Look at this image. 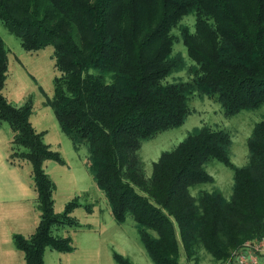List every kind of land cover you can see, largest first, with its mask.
Listing matches in <instances>:
<instances>
[{"label":"trees","instance_id":"obj_1","mask_svg":"<svg viewBox=\"0 0 264 264\" xmlns=\"http://www.w3.org/2000/svg\"><path fill=\"white\" fill-rule=\"evenodd\" d=\"M0 24L25 51L52 47L60 76L47 103L73 148L85 146L87 171L114 221L133 220L152 264L226 262L244 241L264 238V117L241 167L230 161L229 132L212 126L162 152L150 177L139 155L144 142L185 122L195 97L215 99L226 116L264 106V0H0ZM7 75L0 37V126L12 133L6 160L31 165L40 213L35 232L12 241L26 264H43L45 249L73 253L71 239L53 232L78 226L71 212L79 204L54 213L43 164L62 159L32 127L31 105L4 97ZM213 160L232 170L229 199L215 188L192 193L213 183L206 171Z\"/></svg>","mask_w":264,"mask_h":264},{"label":"rangeland","instance_id":"obj_2","mask_svg":"<svg viewBox=\"0 0 264 264\" xmlns=\"http://www.w3.org/2000/svg\"><path fill=\"white\" fill-rule=\"evenodd\" d=\"M192 18L185 20L192 24ZM0 37L7 49L8 75L2 93L15 107L31 105L30 123L34 130L43 134V142L51 151L57 152L62 162L45 161L43 169L54 184L52 193L53 211L62 214L68 203L76 200L78 206L71 212L77 227L59 228L53 234L70 238L73 253H59L45 249L43 264H115L112 253L127 257L133 264H152L139 240L135 224L128 218L117 224L101 191L96 187L86 168L85 146L73 148L71 140L60 130L57 119L48 105L54 96L53 81L60 76L54 67L53 49L48 46L36 52L25 51L19 40L0 24ZM174 51L186 57L181 42L174 44ZM187 79L185 73L175 75ZM170 79V78H169ZM191 113L185 122L173 129L158 134L142 144L139 155L146 177H150L152 165L164 151L172 150L194 128L212 126L225 129L231 135L230 161L236 167L247 160L246 141L253 126L264 117V106L253 111H241L226 116L220 104L213 98L195 97L190 101ZM12 138L8 124L0 126V141L6 146ZM32 189L31 165L16 167ZM213 178L212 184L200 185L193 190H219L226 199L231 196L232 170L213 160L206 166ZM5 184H0L4 189ZM34 192V191H33ZM0 264H26L24 255L15 249L12 237L32 235L39 223L40 213L34 200L19 201L22 196L15 191L7 195L0 192ZM200 264H225L213 262L209 257Z\"/></svg>","mask_w":264,"mask_h":264},{"label":"crops","instance_id":"obj_3","mask_svg":"<svg viewBox=\"0 0 264 264\" xmlns=\"http://www.w3.org/2000/svg\"><path fill=\"white\" fill-rule=\"evenodd\" d=\"M6 148L5 143L0 141V184H5V192L3 189H0V192L4 196L10 191L16 190L17 194L22 196L19 201L34 200V192L31 190L27 180L20 175L19 170L15 166L10 165L6 160Z\"/></svg>","mask_w":264,"mask_h":264},{"label":"built area","instance_id":"obj_4","mask_svg":"<svg viewBox=\"0 0 264 264\" xmlns=\"http://www.w3.org/2000/svg\"><path fill=\"white\" fill-rule=\"evenodd\" d=\"M225 264H264V238L244 241Z\"/></svg>","mask_w":264,"mask_h":264}]
</instances>
